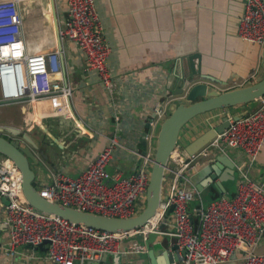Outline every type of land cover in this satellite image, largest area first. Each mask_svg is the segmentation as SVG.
Masks as SVG:
<instances>
[{"label": "crops", "instance_id": "obj_1", "mask_svg": "<svg viewBox=\"0 0 264 264\" xmlns=\"http://www.w3.org/2000/svg\"><path fill=\"white\" fill-rule=\"evenodd\" d=\"M95 6L110 45L107 65L116 80L114 96L105 90L96 72L87 69L76 44L66 40L61 76L67 75L73 88L70 111L55 110L48 101L35 106L25 101L0 104V135L12 140L29 132L28 139L39 144L35 149L28 144L29 140L20 139L21 145L29 147L38 160L32 169L36 173L34 185L40 191L56 170L76 177L114 135L120 145L107 166L109 178L116 172L123 176L134 174L143 164V156L153 157L161 123L169 115L170 107L184 100V93L179 94V90L184 86L181 78L191 71L188 56L200 55L201 72L218 81L205 83L219 91L243 87L264 77V45L251 44L237 35L244 10L242 0H95ZM19 7L23 14V40L30 52L53 50L58 44L57 23L67 17V0H19ZM157 104L161 114L154 113ZM257 106L258 102H253L209 111L182 128L179 147L196 156L189 187L204 185L200 190L203 206L205 198L210 202L215 199L209 185L221 179L224 187L220 196H233L239 165L252 179L264 183V146L250 164L239 149L214 148L202 157L198 153L210 141L201 148L194 145L197 138L212 136L225 117L248 113ZM7 107L13 110L7 111ZM116 115L120 117L118 125ZM215 169L217 177L209 182ZM170 179L167 171L163 183L165 196ZM200 205L195 199L188 206L194 219ZM6 206L7 199L0 196V264H54L45 258L46 245L44 250L21 246L15 255L5 253L9 240ZM172 229L171 213L161 230ZM156 240L168 249L176 242L166 234L157 235ZM142 243L147 246L143 254H105L83 264H144L149 247L147 242ZM258 251L264 252V242ZM232 264L240 261L234 260Z\"/></svg>", "mask_w": 264, "mask_h": 264}, {"label": "built area", "instance_id": "obj_2", "mask_svg": "<svg viewBox=\"0 0 264 264\" xmlns=\"http://www.w3.org/2000/svg\"><path fill=\"white\" fill-rule=\"evenodd\" d=\"M244 10L237 35L251 44L264 45V3L242 0ZM23 14L19 0H0V104L48 101L55 110L70 111L73 88L63 71V43L76 44L85 57L86 67L96 72L111 97L116 91L115 76L108 68L110 45L98 16L95 0H67V17L57 23L58 44L44 53H31L22 34ZM258 106L239 119L229 118V126L217 134L199 153L206 157L214 148L239 149L253 164L264 146V96ZM158 104L154 113L161 114ZM116 124L120 121L115 116ZM120 145L117 136L106 145L76 177L64 171L51 173V181L41 194L48 200L109 217L129 218L145 205L153 157L143 156L140 168L129 176L121 172L111 178L107 166ZM196 156L178 147L170 156L171 174L167 195L154 216L144 225L127 230L106 231L78 224L55 214L36 209L26 199L22 175L14 162L0 153V196L7 199L5 224L9 240L4 248L15 255L21 246L37 247L45 240V258L54 264H81L105 254H143L147 246L137 239L142 235L166 234L175 238L179 260L175 264H264V183L237 166L235 192L222 195L205 208L200 190L189 187ZM198 199L196 219L188 210ZM173 206V229L161 230ZM185 251V253H183Z\"/></svg>", "mask_w": 264, "mask_h": 264}, {"label": "water", "instance_id": "obj_3", "mask_svg": "<svg viewBox=\"0 0 264 264\" xmlns=\"http://www.w3.org/2000/svg\"><path fill=\"white\" fill-rule=\"evenodd\" d=\"M262 2L264 3V0H262ZM187 59L191 71L181 78L184 86L179 90V94L184 93V100L178 105H172L170 107L169 115L160 125L155 140L156 148L146 191L145 205L137 215L129 218L109 217L46 199L34 185L36 173L32 169V165L33 163L37 164L38 160L33 152L30 151L29 147L24 148L21 145V140H29L28 144L35 149L39 147V144H34V142L28 139L31 137L29 132H25L20 138L12 140L0 135V153L10 158L20 170L23 192L29 203L40 211L55 214L72 222L106 231L132 229L144 225L151 219L156 213L160 202L165 197L163 183L167 173L168 161L171 154L179 147L178 143L182 128L197 115L216 109L244 104L248 105L264 96V77H260L256 82L243 87L219 91L205 83H216L215 81L217 80L201 72L200 55L193 54L188 56ZM196 59L197 63L195 62ZM245 114H247V112L233 116V119H239ZM229 120V117H225L222 124L212 131V136L209 134L203 135L195 140L194 145H197L198 148L205 146L217 134L223 132L229 126ZM20 132L21 131L18 129L16 134L19 135ZM145 139L146 134H144L142 140L145 141ZM40 154L43 155V151H41ZM43 157L46 158L44 155ZM217 171L218 170L215 169V171L209 175V182H214V179L217 177ZM223 181L224 179L214 182V185L223 189ZM203 186L204 185H199L197 188L202 190ZM172 211L173 206H170L167 214H171ZM157 235L156 233H151L147 238H144L142 235L137 236L139 241L147 242L149 247L147 253L148 259L144 260L143 258L144 264H175V262L179 260L177 251L178 246L175 244L168 249L163 244L158 243L156 240ZM48 243L49 241L45 240L42 244L34 248L44 250L45 245ZM28 247H31V245H28ZM183 253H185V251ZM94 264H100V262Z\"/></svg>", "mask_w": 264, "mask_h": 264}, {"label": "trees", "instance_id": "obj_4", "mask_svg": "<svg viewBox=\"0 0 264 264\" xmlns=\"http://www.w3.org/2000/svg\"><path fill=\"white\" fill-rule=\"evenodd\" d=\"M236 183V181H235ZM209 192L213 195V198H217L218 196H220L223 192L220 188H218L217 186H215L213 183H211L208 187ZM203 193V192H202Z\"/></svg>", "mask_w": 264, "mask_h": 264}, {"label": "rangeland", "instance_id": "obj_5", "mask_svg": "<svg viewBox=\"0 0 264 264\" xmlns=\"http://www.w3.org/2000/svg\"><path fill=\"white\" fill-rule=\"evenodd\" d=\"M48 12H49V6H48ZM36 104H38V103H36ZM36 104H30L29 103V105L31 106H35ZM7 111H12L13 110V108L12 107H7V108H5ZM211 200H207V198H205V200H204V206H205V208H207V206L211 203L210 202Z\"/></svg>", "mask_w": 264, "mask_h": 264}]
</instances>
